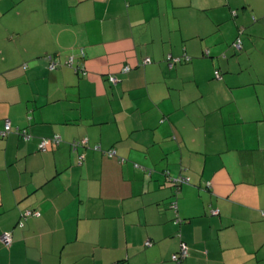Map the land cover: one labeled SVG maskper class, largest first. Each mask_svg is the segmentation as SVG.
<instances>
[{
  "label": "crops",
  "instance_id": "crops-1",
  "mask_svg": "<svg viewBox=\"0 0 264 264\" xmlns=\"http://www.w3.org/2000/svg\"><path fill=\"white\" fill-rule=\"evenodd\" d=\"M261 27L264 0H0V264H264Z\"/></svg>",
  "mask_w": 264,
  "mask_h": 264
},
{
  "label": "trees",
  "instance_id": "trees-1",
  "mask_svg": "<svg viewBox=\"0 0 264 264\" xmlns=\"http://www.w3.org/2000/svg\"><path fill=\"white\" fill-rule=\"evenodd\" d=\"M253 18H254V21L256 20V17L255 16H253ZM244 29L242 28L240 31H239V34L237 35V37L235 38V41H234V43H233V45H234V47H235V50L236 51H242V49H243V34H244ZM238 40H240V43H241V48L240 49H237L236 48V46H235V43H237V41ZM81 57H83L84 56V51H81ZM47 58H48V61H49V68L51 69V70H55L60 64H59V62L53 57V55H48L47 56ZM148 58V57H147ZM146 59V58H145ZM145 59H144V64L145 63H148V62H150L151 61V59L148 61V62H145ZM181 59L182 58H180V57H175V56H173L172 54H168L167 55V60H168V62H169V64L170 65H172L173 63H175V62H177V61H181ZM66 65H68V66H71V67H73L74 69H75V71H77V73L79 72V73H81L82 75H85V74H87L88 73V71H87V68L85 67V65H75L74 64V60H73V56H69V58L66 60ZM127 67H129V69L128 70H126V68ZM124 72H127V71H129L130 70V66L129 65H124V67H123V69H122ZM215 75L216 76H220V72L217 70L216 72H215ZM112 76H115V77H117L115 74H110L109 75V80H110V82L111 83H113V84H115V83H117L118 81H119V78L117 77V79H118V81L117 82H113L112 80H111V77ZM7 119H9V118H7ZM6 120V119H5ZM10 120V119H9ZM11 121V120H10ZM5 130V125H4V129L2 130V131H4ZM12 130H13V123H12V121H11V128H10V130L9 131H7L5 134L3 133V135H7V134H9L10 132H12ZM23 137H25V138H29L31 135L28 133V131H27V129L26 128H24V129H19V128H17L16 129ZM58 137V138H57ZM44 139H48L49 140V143L47 144V147H48V145L49 144H51V143H56V144H58V143H60L61 141H62V138H61V136H59V135H54L53 137H41V141H40V144H39V146H40V148H41V143H42V141L44 140ZM88 143V140L86 141V140H81V141H74L73 142V145L74 146H76V145H78V144H87ZM47 147H46V149H47ZM94 147V149H96V150H102L107 156H109V157H119V161L120 162H123V161H125L126 159L124 158V157H120L119 155H118V153H117V151L115 150V149H113V148H111V149H107V150H104L102 147H101V145H94L93 146ZM42 149V148H41ZM137 165V164H136ZM137 166H139V165H137ZM178 177H186V176H184V175H180V176H178ZM189 178V177H188ZM173 180L175 181V179L173 178ZM176 182V181H175ZM190 182V179H189V181L188 182H185V183H189ZM178 185H180V184H183V183H181V182H176ZM210 182H208L207 183V186H210ZM173 205V207L175 206L176 207V204L175 203H173L172 204ZM27 210H29L30 211V214L29 215H23ZM37 212H39L40 214L39 215H37L36 213ZM40 217L41 216V211L39 210V209H37V208H28V209H25L24 211H23V213H22V217H21V219H20V221H19V225L20 226H24L25 225V221L27 220V219H29L30 217ZM6 232V231H5ZM7 232H10L11 234H12V232L11 231H7ZM2 241V240H1ZM150 241V240H149ZM151 242V241H150ZM3 243V242H2ZM12 243H13V235H12ZM4 244V243H3ZM152 244V243H151ZM150 244V245H151ZM182 244H185L186 246H187V244L185 243V242H183V243H181V246H182ZM12 245V244H11ZM11 245H6V246H11ZM147 245V244H146ZM181 246H180V248L178 249V251L177 252H175L174 254H177V253H179L180 252V249H181ZM187 249H188V246H187ZM173 254V255H174ZM188 255H189V251H188ZM187 255V256H188ZM186 256V257H187ZM186 257L184 258V259H186ZM172 259H173V256H172ZM184 259H182V260H175V259H173L174 261H176V262H182Z\"/></svg>",
  "mask_w": 264,
  "mask_h": 264
},
{
  "label": "built area",
  "instance_id": "built-area-1",
  "mask_svg": "<svg viewBox=\"0 0 264 264\" xmlns=\"http://www.w3.org/2000/svg\"><path fill=\"white\" fill-rule=\"evenodd\" d=\"M235 46L237 49H240L241 48V43H240V40L237 41V43H235ZM150 59L149 58H146L145 59V62H148ZM129 67L126 68V70H128ZM111 80L113 82H117L118 79L117 77L115 76H112L111 77ZM11 128V121L9 119H6L5 120V130L3 131V133L5 134L7 131H9ZM58 138V137H57ZM49 143V140L48 139H44L41 143V148L42 149H46L47 147V144ZM176 182H181V183H185V182H188L189 181V178L188 177H177L175 179ZM217 211H213V213H216ZM30 214V211L27 210L23 215H29ZM37 215H39L40 213L37 212L36 213ZM1 240L2 242L5 244V245H11L12 244V234L10 232H3L1 234ZM147 245H150L151 242L150 241H147L146 242ZM188 255V249H187V246L185 244H182L181 246V249H180V252L177 253V254H174L173 255V259L175 260H182L184 259L186 256Z\"/></svg>",
  "mask_w": 264,
  "mask_h": 264
},
{
  "label": "rangeland",
  "instance_id": "rangeland-1",
  "mask_svg": "<svg viewBox=\"0 0 264 264\" xmlns=\"http://www.w3.org/2000/svg\"><path fill=\"white\" fill-rule=\"evenodd\" d=\"M261 29H263L262 32L264 33V27H261ZM255 55L258 56L257 54ZM263 61H264L263 58H260V56H258L257 59H255V63H253L252 74H257L258 76H260V78H264V62ZM178 176H180V174L173 176V178L176 179ZM162 245L168 249L167 242L163 241ZM234 251L235 250L233 249H225V250L223 249L222 250V252H224V255L227 258H230Z\"/></svg>",
  "mask_w": 264,
  "mask_h": 264
}]
</instances>
